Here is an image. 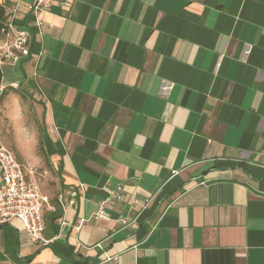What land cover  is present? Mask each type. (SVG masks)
<instances>
[{"label": "crops", "instance_id": "1", "mask_svg": "<svg viewBox=\"0 0 264 264\" xmlns=\"http://www.w3.org/2000/svg\"><path fill=\"white\" fill-rule=\"evenodd\" d=\"M17 1L0 142L64 211L0 225V264H264V0Z\"/></svg>", "mask_w": 264, "mask_h": 264}, {"label": "built area", "instance_id": "2", "mask_svg": "<svg viewBox=\"0 0 264 264\" xmlns=\"http://www.w3.org/2000/svg\"><path fill=\"white\" fill-rule=\"evenodd\" d=\"M22 0L17 1V6ZM52 0H31L28 9L31 12H40L48 8ZM31 34L26 29H16L13 22L6 23L0 30V77L4 65L17 64L30 54ZM0 225L9 224L14 219L22 221L31 241L44 245L51 240L45 237L44 207L49 205V199L42 194L38 175L46 176L47 170H40L31 163L20 162L13 152L0 142ZM123 186L117 185L107 201L123 200ZM137 202V201H135ZM106 214L104 207L93 214L97 219ZM122 224H128V218L121 219ZM77 230L81 225L76 226ZM101 244H99L100 246ZM106 260L118 259L104 253Z\"/></svg>", "mask_w": 264, "mask_h": 264}, {"label": "trees", "instance_id": "3", "mask_svg": "<svg viewBox=\"0 0 264 264\" xmlns=\"http://www.w3.org/2000/svg\"><path fill=\"white\" fill-rule=\"evenodd\" d=\"M5 21L6 11L0 4V30L5 27ZM49 205H51V207H49ZM49 205H45L44 207V235H46L47 237H52L55 234L54 226L59 218H61L64 210L62 204L56 199L49 200Z\"/></svg>", "mask_w": 264, "mask_h": 264}, {"label": "rangeland", "instance_id": "4", "mask_svg": "<svg viewBox=\"0 0 264 264\" xmlns=\"http://www.w3.org/2000/svg\"><path fill=\"white\" fill-rule=\"evenodd\" d=\"M2 113H3V111H2V109L0 108V115H1ZM8 124H9V121L6 120V122H5V126H6L7 128H10V126H9ZM37 151H38V150H37ZM27 163H31L32 165L38 166L40 170H44V168H42L41 166H39L38 164H36V163H35L34 161H32V160H30V161L27 162ZM37 177H38V179H39V182H41V181L44 179L43 176H40V175H38Z\"/></svg>", "mask_w": 264, "mask_h": 264}, {"label": "water", "instance_id": "5", "mask_svg": "<svg viewBox=\"0 0 264 264\" xmlns=\"http://www.w3.org/2000/svg\"><path fill=\"white\" fill-rule=\"evenodd\" d=\"M1 92V91H0Z\"/></svg>", "mask_w": 264, "mask_h": 264}]
</instances>
